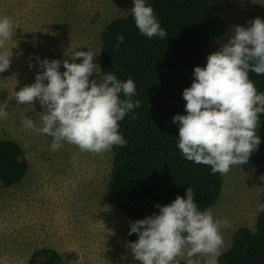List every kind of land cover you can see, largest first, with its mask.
<instances>
[{"label": "rangeland", "instance_id": "rangeland-1", "mask_svg": "<svg viewBox=\"0 0 264 264\" xmlns=\"http://www.w3.org/2000/svg\"><path fill=\"white\" fill-rule=\"evenodd\" d=\"M210 1L214 15L229 24L226 35L211 38L210 54L227 42L233 26L249 27L256 17L264 20V0ZM132 7L133 0H0V17H9L16 28L13 40L0 49L12 52L10 68L0 73V107L7 101L9 114L0 120V141L18 143L29 164L20 183L0 188V264H29L41 250L57 252L62 264H141L124 246L129 241L127 215L107 198L112 150L93 154L64 143L53 151L51 137L23 125L31 117L40 126L39 102L30 107L8 99L44 70L37 57L71 63L75 51L91 49L98 54L93 62L100 66L103 30L130 15ZM59 70L65 71L62 64ZM223 177L222 195L209 209L230 226L221 228L223 245L215 255L193 257L200 264H217L240 227L254 230L262 209V181L250 158ZM177 259L187 262L186 256Z\"/></svg>", "mask_w": 264, "mask_h": 264}, {"label": "clouds", "instance_id": "clouds-1", "mask_svg": "<svg viewBox=\"0 0 264 264\" xmlns=\"http://www.w3.org/2000/svg\"><path fill=\"white\" fill-rule=\"evenodd\" d=\"M133 3L131 14L139 32L148 38H166L154 9L145 0ZM249 24L233 26L227 42L207 57L206 66L194 68V80L182 93L187 114L173 116V123L179 126L177 147L182 155L211 166L213 174L226 175L232 166L247 164L261 143L257 128L259 114L264 113V93H258L249 72L264 75V20L256 17ZM15 29L9 17H0V49L13 40ZM123 42L124 37L118 36L116 50ZM97 55L91 49L75 51L71 63L37 57L44 70L34 83L8 97L30 107L39 102L43 109L40 126L31 117L23 125L51 137L53 151L68 143L80 152L102 154L127 144L119 122L141 106L133 99L136 84L132 79L121 81L112 72L103 73L93 62ZM11 56V51L0 52V73L10 68ZM77 59L81 62L76 63ZM93 73L96 78L90 80ZM7 106L5 101L0 107V120L8 119ZM259 179L264 181V175ZM185 195H178L170 204L155 205L158 214L130 222L128 235L135 233L138 239L124 246L131 249L133 259L141 264H179L177 258L186 256V264H197L193 257L219 251L221 228L229 227L230 222L214 218L210 209L198 210L191 187Z\"/></svg>", "mask_w": 264, "mask_h": 264}, {"label": "trees", "instance_id": "trees-1", "mask_svg": "<svg viewBox=\"0 0 264 264\" xmlns=\"http://www.w3.org/2000/svg\"><path fill=\"white\" fill-rule=\"evenodd\" d=\"M145 2L154 9L167 37L141 34L130 14L105 27L100 52L101 71L112 72L121 81L132 79L137 89L133 99L141 102L119 122V132L127 144L112 148L107 186L108 201L127 215L126 237L133 242L138 235H128L130 222L158 214L155 205L170 204L178 195L186 198L191 187L198 210L205 211L217 203L224 188L222 174H213L211 166L188 161L182 155L177 147L179 126L173 123V116L187 114L183 90L191 86L194 68L206 66L210 40L226 35L228 21L214 15L210 0ZM118 36H123L124 42L116 50ZM249 78L258 93H264V75L250 71ZM133 114L136 119L131 118ZM259 115L257 135L261 143L250 160L260 177L264 175V113ZM28 169L22 147L11 140L0 141V188L16 186ZM260 197L262 209L254 230L240 227L217 264H264V181ZM29 264L62 263L57 252L41 250Z\"/></svg>", "mask_w": 264, "mask_h": 264}, {"label": "bare ground", "instance_id": "bare-ground-1", "mask_svg": "<svg viewBox=\"0 0 264 264\" xmlns=\"http://www.w3.org/2000/svg\"><path fill=\"white\" fill-rule=\"evenodd\" d=\"M58 261H59V259H58Z\"/></svg>", "mask_w": 264, "mask_h": 264}]
</instances>
